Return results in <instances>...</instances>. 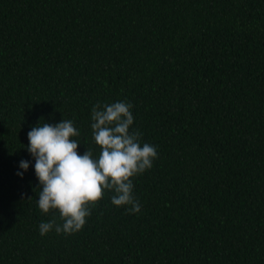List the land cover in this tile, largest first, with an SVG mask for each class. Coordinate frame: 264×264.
Masks as SVG:
<instances>
[{"label":"trees","instance_id":"1","mask_svg":"<svg viewBox=\"0 0 264 264\" xmlns=\"http://www.w3.org/2000/svg\"><path fill=\"white\" fill-rule=\"evenodd\" d=\"M124 99L141 211L106 192L41 236L27 132L71 119L98 155L91 107ZM0 264H264V0H0Z\"/></svg>","mask_w":264,"mask_h":264},{"label":"clouds","instance_id":"2","mask_svg":"<svg viewBox=\"0 0 264 264\" xmlns=\"http://www.w3.org/2000/svg\"><path fill=\"white\" fill-rule=\"evenodd\" d=\"M132 109L126 99L92 105L91 138L99 146L98 155L92 149L82 154L77 151L81 143L74 137L80 131L71 119L39 122L27 132L31 159H21L16 174L22 178L33 168L39 188L36 204L42 213H53L52 219L39 224L41 236L52 231L65 235L80 231L106 192L111 193L113 206L123 207L128 214L141 211L134 178L153 167L158 152L134 127Z\"/></svg>","mask_w":264,"mask_h":264}]
</instances>
